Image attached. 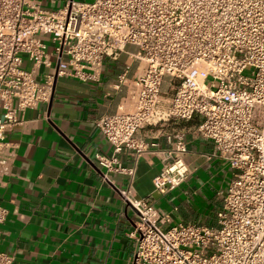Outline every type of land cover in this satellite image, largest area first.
<instances>
[{
  "label": "built area",
  "instance_id": "1",
  "mask_svg": "<svg viewBox=\"0 0 264 264\" xmlns=\"http://www.w3.org/2000/svg\"><path fill=\"white\" fill-rule=\"evenodd\" d=\"M128 47L142 68L134 110L96 121L112 147L98 163L124 172L119 154L149 150L138 132L199 119L196 135L211 141L213 157L232 171L211 226L173 225L148 201L121 192L137 213L132 264H264V0L71 1L57 12L35 0H0V183L11 174L9 134L21 116L50 103L57 79L100 81L105 61H117ZM169 140L172 162L153 180L159 193L190 175L185 137ZM7 215L0 209V225ZM12 263L0 249V264Z\"/></svg>",
  "mask_w": 264,
  "mask_h": 264
},
{
  "label": "crops",
  "instance_id": "2",
  "mask_svg": "<svg viewBox=\"0 0 264 264\" xmlns=\"http://www.w3.org/2000/svg\"><path fill=\"white\" fill-rule=\"evenodd\" d=\"M35 1L57 12L71 1L92 0ZM126 51L117 61H105L98 82L57 79L50 103L26 111L9 134L16 157L10 176L0 183V209L8 212L0 225V249L13 258L12 264H132L137 213L121 192L148 201L170 215L173 225L215 224L232 171L213 157V143L196 135L199 119L138 132L149 150L140 157L130 151L119 154L124 172L98 163L96 157L111 156L112 147L96 121L134 110L135 80L142 68L129 56L136 49ZM128 64H133L129 80L116 90ZM176 135L187 142L190 175L177 189L159 193L153 180L171 164L174 139L169 138ZM197 206L210 208V218L197 213Z\"/></svg>",
  "mask_w": 264,
  "mask_h": 264
},
{
  "label": "rangeland",
  "instance_id": "3",
  "mask_svg": "<svg viewBox=\"0 0 264 264\" xmlns=\"http://www.w3.org/2000/svg\"><path fill=\"white\" fill-rule=\"evenodd\" d=\"M42 72H44V71H42ZM250 73H251L250 70H248L246 72L247 75H250ZM176 205H179V202H176ZM195 210L197 213L201 214L202 216L204 214V216H206V218H208V219L210 218L209 215L211 214V211H212V210H210V208L204 207V209H203V208H200V206L195 207Z\"/></svg>",
  "mask_w": 264,
  "mask_h": 264
}]
</instances>
